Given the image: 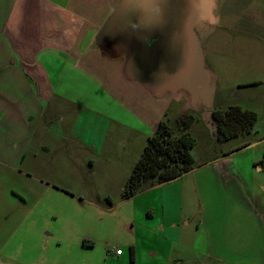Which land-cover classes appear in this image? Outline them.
<instances>
[{
	"label": "rangeland",
	"instance_id": "1",
	"mask_svg": "<svg viewBox=\"0 0 264 264\" xmlns=\"http://www.w3.org/2000/svg\"><path fill=\"white\" fill-rule=\"evenodd\" d=\"M197 3L211 24L201 35L202 68L189 89L174 90L164 119L174 125L182 114L195 116L193 166L209 163L124 199L147 136L111 123L97 126L102 139L82 141L69 134L68 116L59 122L48 113L23 163L0 161V263L114 264L110 248L128 254L133 246V264H264L249 216L264 234V6ZM230 106L255 112L257 122L243 138L221 142L210 113ZM241 139L260 142L224 157ZM165 192L174 195V234L159 238Z\"/></svg>",
	"mask_w": 264,
	"mask_h": 264
},
{
	"label": "crops",
	"instance_id": "2",
	"mask_svg": "<svg viewBox=\"0 0 264 264\" xmlns=\"http://www.w3.org/2000/svg\"><path fill=\"white\" fill-rule=\"evenodd\" d=\"M119 2L0 0V157H6L0 158L1 164L16 168L23 163L44 117L51 112L59 122H64L65 116L72 120L68 127L71 136L82 141L91 137L92 142L97 137L102 139L111 123L148 139L158 122L167 117L174 93L150 89L129 76L124 48L119 52L99 42V33ZM243 2L244 8L250 5L259 10L256 3L264 6V0ZM261 83L253 82L252 86ZM97 126L105 130L101 133ZM241 141L223 156L252 152L260 142ZM174 180L153 188L170 186ZM170 195L165 192L159 200V238L174 234V195ZM249 216L255 223L257 240L261 239L259 249L264 252L259 218ZM129 247L128 254L115 247L122 249L119 256L110 248L109 260L114 264L135 263V247Z\"/></svg>",
	"mask_w": 264,
	"mask_h": 264
},
{
	"label": "flooded vegetation",
	"instance_id": "3",
	"mask_svg": "<svg viewBox=\"0 0 264 264\" xmlns=\"http://www.w3.org/2000/svg\"><path fill=\"white\" fill-rule=\"evenodd\" d=\"M198 7L197 0H135L131 23L143 30L142 38L146 46L143 50L147 51V56L138 58L135 37L127 29H121L128 26L122 22L119 23L121 26L113 24L103 29L99 33V42L119 52L124 48L126 73L150 89L171 93L177 89H189L195 73L202 68V36L211 27L204 19V11ZM169 13L183 15L181 33L174 24L169 26L171 33L161 29V23H165L161 20ZM156 55L159 58H155Z\"/></svg>",
	"mask_w": 264,
	"mask_h": 264
},
{
	"label": "trees",
	"instance_id": "4",
	"mask_svg": "<svg viewBox=\"0 0 264 264\" xmlns=\"http://www.w3.org/2000/svg\"><path fill=\"white\" fill-rule=\"evenodd\" d=\"M210 118L217 139L221 142L249 134L257 122L255 112L240 106L212 110ZM195 119L193 115L182 114L174 125L168 119L158 122L125 183L122 191L124 199L179 178L194 169L191 151L196 139L189 129Z\"/></svg>",
	"mask_w": 264,
	"mask_h": 264
},
{
	"label": "water",
	"instance_id": "5",
	"mask_svg": "<svg viewBox=\"0 0 264 264\" xmlns=\"http://www.w3.org/2000/svg\"><path fill=\"white\" fill-rule=\"evenodd\" d=\"M135 3V0H122L119 5L114 9L112 14L110 15L109 19L107 20L106 27L108 28L112 26L113 24H117L121 26L119 23L122 22L124 25H128L126 28L125 26H122L121 29H127L134 37H135V43L138 50V58H141L142 56H147V51L144 52L143 47L146 48L142 33L143 30L137 26L134 25L132 22V17L134 13L133 10V4ZM119 18V20H118ZM161 21H165V23H161V29L166 30L168 33L170 32V25H176L177 30L181 33L182 25H183V15L180 13L178 16H174V14H167ZM176 23V24H175ZM175 27V26H174ZM164 47V45H163ZM157 52V51H156ZM155 52V53H156ZM166 55V54H165ZM155 58H159V55H156ZM2 264V263H0Z\"/></svg>",
	"mask_w": 264,
	"mask_h": 264
},
{
	"label": "built area",
	"instance_id": "6",
	"mask_svg": "<svg viewBox=\"0 0 264 264\" xmlns=\"http://www.w3.org/2000/svg\"><path fill=\"white\" fill-rule=\"evenodd\" d=\"M113 250H114L115 255L119 256V255L122 254V249L121 248H114Z\"/></svg>",
	"mask_w": 264,
	"mask_h": 264
}]
</instances>
